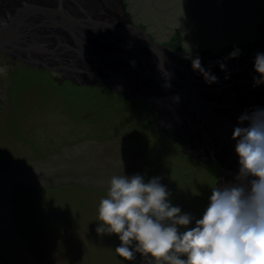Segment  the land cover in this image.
<instances>
[{"label": "rangeland", "instance_id": "obj_1", "mask_svg": "<svg viewBox=\"0 0 264 264\" xmlns=\"http://www.w3.org/2000/svg\"><path fill=\"white\" fill-rule=\"evenodd\" d=\"M112 1L111 5L103 0L106 9L114 10L116 0ZM126 1L135 24H145L161 44L179 32L188 53L209 49L218 54L241 42L264 45V0ZM257 51L251 49L237 58L249 59ZM182 63L192 66L189 61ZM200 63L206 69L215 65ZM214 68L218 73L238 69ZM12 69L0 55V264H128L115 253L120 244L117 235L97 234L102 198L89 191L106 192L114 175L143 172L140 175L146 177L142 161L156 157L148 154L151 146L127 130L108 125L112 121L95 107L100 98L95 94L81 92L71 102L62 92L64 99L59 102L53 98L57 96L54 91L39 89L33 94L30 87L18 88L12 94L13 103L7 79ZM156 118L149 119L151 127L141 135L158 141L162 133L150 124ZM211 169L215 175L210 169H199L193 175L198 190L179 201L191 207L196 219L219 180L218 169ZM22 190H35L40 198L42 194L54 197L41 200L45 210L40 207L39 211L44 219L34 217L39 207L31 197L20 196Z\"/></svg>", "mask_w": 264, "mask_h": 264}, {"label": "water", "instance_id": "obj_2", "mask_svg": "<svg viewBox=\"0 0 264 264\" xmlns=\"http://www.w3.org/2000/svg\"><path fill=\"white\" fill-rule=\"evenodd\" d=\"M0 15V54L11 64L150 104L157 115L150 124L181 147L182 155L218 169L216 186L235 177L239 167L231 169L214 150L238 163L231 138L238 118L264 109V83L254 86V60L264 45H253L258 51L245 60L188 53L179 40L174 50L135 25L123 0H116L114 10L103 0H0ZM197 58L238 69L218 73L214 66L202 67L217 78L209 83L182 63Z\"/></svg>", "mask_w": 264, "mask_h": 264}, {"label": "clouds", "instance_id": "obj_3", "mask_svg": "<svg viewBox=\"0 0 264 264\" xmlns=\"http://www.w3.org/2000/svg\"><path fill=\"white\" fill-rule=\"evenodd\" d=\"M239 55V49L229 58ZM194 70L209 82L197 58ZM221 69L224 68L222 64ZM254 86L264 83V53L254 60ZM246 125V126H241ZM238 171L231 182L211 188L199 219L169 200L160 177L114 175L98 207L97 234H115V253L133 261L139 253L152 264H264V109L242 114L232 131ZM183 229V231H181Z\"/></svg>", "mask_w": 264, "mask_h": 264}, {"label": "trees", "instance_id": "obj_4", "mask_svg": "<svg viewBox=\"0 0 264 264\" xmlns=\"http://www.w3.org/2000/svg\"><path fill=\"white\" fill-rule=\"evenodd\" d=\"M125 3V7L129 9V2L126 0H123ZM146 12V11H145ZM129 16L133 23L135 24L133 20V14L129 13ZM192 24V23H191ZM194 24V23H193ZM137 25V24H135ZM138 26L143 27L144 30L148 33V35L155 40V38L150 34V32L147 30V27L145 24H138ZM178 37V39H177ZM168 43L170 44L172 48L175 50L178 48V45H176L177 40H179V47L183 50L182 43L184 42V39L180 36L179 32L175 33V36H172ZM157 43H159L157 40H155ZM161 44V43H160ZM163 44V45H165ZM252 43L248 42H241L238 47H235L233 45H229L226 49H221L218 54L212 53L209 49L205 50L204 53L215 55L216 57L224 56L229 57V53L233 52L236 49H239V55L238 57H243L244 53L246 51H250L251 49H254ZM199 51V50H197ZM195 51V52H197ZM247 56V55H245ZM7 79H9V90H10V98L13 103L14 100L12 98V94L14 92H17V89L21 88H28L32 89V93L36 94L41 89L42 92H45L46 90L54 91L57 96H54L57 101L60 102V98L64 99L62 97V92L66 94V98L70 100L71 102L77 100V97L81 94V92H86L89 96L96 95L99 96V100L95 101V107H98L97 110H100L102 113V117L109 119L112 121V124H108L112 127L119 128L122 132L129 131L130 135H133L134 137H141L143 143L146 142V146L153 147L148 149V154L155 155V158H150L148 156L145 160H143V169L148 174H146V177L144 176L145 180L151 179L153 177H160V183L165 185L170 192L169 200L173 206H179L181 208L182 213H190L193 215V211L191 207L187 205L180 204L179 201L182 199V197L192 196L198 189L197 186V178H195L194 174L197 173V171L201 168H207L210 169L211 172L214 174L215 170L211 169L210 166H206L204 164H200L199 162L190 159L188 156L182 155L181 151L179 153L180 147L174 144L170 139H167L162 134L158 133L161 139L154 140L151 138V136H142V131L147 126L151 127L149 125V119L151 117H155L156 114L154 110L152 109L150 104H143L140 102H131L128 101L124 96L116 94L114 91H110L106 89L105 87L98 88V87H76L72 83H69L67 81H63L61 84H58L53 75H51L47 71L37 70L33 69L31 67H26L24 65L17 64L14 69L11 70V72H8ZM67 86V87H66ZM37 91V92H36ZM66 91H70L69 93ZM68 100L66 102H68ZM96 111V110H95ZM109 126V127H110ZM108 127V128H109ZM157 135V136H158ZM156 141V142H155ZM161 141V142H159ZM147 147V148H148ZM214 171V172H213ZM143 172H140V174ZM148 175V176H147ZM194 175V176H193ZM215 175V174H214ZM63 188V187H62ZM73 186H64L63 189H72ZM212 188V187H211ZM195 191V192H194ZM37 192L35 190H22L19 194L20 196H28L31 197L32 202H34L35 206H38L37 213L35 214V218L38 220L44 219L41 216V213L39 211L40 207L42 211L44 212L45 207L43 198H54L45 194H42L41 198L34 193ZM94 195V197H101L103 198L104 195H107L106 192H92L89 191ZM24 196V197H25ZM210 196V195H209ZM64 200V199H63ZM40 201V202H39ZM82 202H80L81 204ZM194 209V208H193ZM197 212L194 209V214ZM29 215V214H28ZM32 215V214H31ZM43 215V213H42ZM197 215L193 216L195 218ZM196 219V218H195ZM29 221V220H28ZM195 220H193L194 222ZM194 226V223L192 225H189V227ZM183 231V229H181ZM128 264H152L150 261H146L139 253L136 254V258L133 261H127Z\"/></svg>", "mask_w": 264, "mask_h": 264}, {"label": "bare ground", "instance_id": "obj_5", "mask_svg": "<svg viewBox=\"0 0 264 264\" xmlns=\"http://www.w3.org/2000/svg\"><path fill=\"white\" fill-rule=\"evenodd\" d=\"M29 2H32V3H36V0H27ZM1 16V15H0ZM214 153H216L222 160V162L224 161L225 163L227 162V165L232 169H237V167H239L237 161L236 163L234 162L233 163V160L230 158V156L228 154H224V153H221L219 152L218 150H214ZM234 156H237L236 154ZM228 179H225L223 184L227 183V182H231L233 179L230 178V177H226ZM231 179V180H230Z\"/></svg>", "mask_w": 264, "mask_h": 264}, {"label": "flooded vegetation", "instance_id": "obj_6", "mask_svg": "<svg viewBox=\"0 0 264 264\" xmlns=\"http://www.w3.org/2000/svg\"><path fill=\"white\" fill-rule=\"evenodd\" d=\"M1 55V54H0ZM3 58H5V59H7V64L9 65V66H13V67H15L17 64H20V65H23L22 63H20V62H18V63H16V64H11V62H9V60H8V58H6V57H4L3 55H1ZM25 66V65H24ZM29 67V66H28Z\"/></svg>", "mask_w": 264, "mask_h": 264}]
</instances>
